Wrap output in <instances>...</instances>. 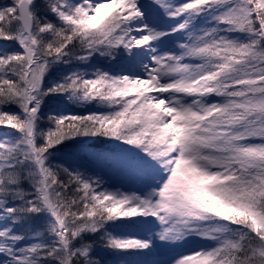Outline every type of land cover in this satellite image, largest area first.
<instances>
[{
    "label": "snow or ice",
    "instance_id": "snow-or-ice-1",
    "mask_svg": "<svg viewBox=\"0 0 264 264\" xmlns=\"http://www.w3.org/2000/svg\"><path fill=\"white\" fill-rule=\"evenodd\" d=\"M0 264H264V0H0Z\"/></svg>",
    "mask_w": 264,
    "mask_h": 264
},
{
    "label": "rangeland",
    "instance_id": "rangeland-1",
    "mask_svg": "<svg viewBox=\"0 0 264 264\" xmlns=\"http://www.w3.org/2000/svg\"><path fill=\"white\" fill-rule=\"evenodd\" d=\"M105 11H107V9H101V16H103Z\"/></svg>",
    "mask_w": 264,
    "mask_h": 264
}]
</instances>
